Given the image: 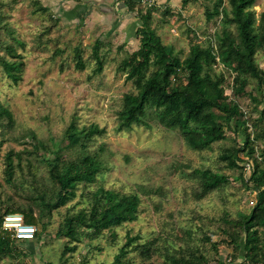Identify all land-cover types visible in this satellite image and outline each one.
<instances>
[{
    "label": "rangeland",
    "instance_id": "374dc122",
    "mask_svg": "<svg viewBox=\"0 0 264 264\" xmlns=\"http://www.w3.org/2000/svg\"><path fill=\"white\" fill-rule=\"evenodd\" d=\"M82 1L0 0V55H7L6 46L11 45L23 62L16 83L6 76L0 63V104L13 116L12 122L0 117V214L10 205L32 206L38 213L37 196L41 193L48 198L51 186L42 156L51 157L54 145L62 147L65 154L72 152L65 147L64 139V130L72 117H76L79 126L95 123L106 130L88 146L99 153L103 163L96 180L79 184L73 199L44 213L41 221L44 224L37 225L39 238L14 240L9 252L0 257V264L108 263L127 233L139 235V242H152L153 255L145 259L146 264H165L163 255L183 246L203 254L210 264L220 256L226 264H248L243 250L230 245L221 229L222 218L236 219L255 202V193L235 179L239 170L221 158L223 150L243 144L241 128L233 131L224 125L225 138L201 151L191 149L177 131L152 121L147 127L133 125L131 129L118 131L117 114L122 97L126 92L136 91L118 66L138 48L135 29L141 21L134 12L135 19L129 23L121 17L118 22L114 17L82 20V13L88 8ZM211 4L210 0H187L183 4L181 0H157L153 7H148L155 9L151 25L163 43L171 45L183 59L193 43L211 46L223 28L221 16L206 17L205 10ZM224 5L228 8L227 0ZM252 9L258 18L264 10V0H255ZM229 29L235 33L232 25ZM96 40L102 43L99 54L103 68L95 74L92 51ZM76 49L84 61L83 69L75 66ZM255 60L264 70V48L257 51ZM216 71L225 76L228 99L245 111L243 118L233 119L230 126L233 128L236 123L241 126L245 119L251 138L256 130L264 132V119H258L264 108V87L259 89L251 81L245 92L234 94L231 70ZM252 96L261 102L255 105ZM254 120L258 124L250 127ZM30 132H35L43 142L37 153L31 155L24 150L32 149ZM255 148L264 160V134L255 139ZM11 150L21 153V158L13 156L15 170L7 181L5 155ZM238 158L241 164L244 153L240 152ZM195 168L224 173L229 182L197 198L198 181L192 174ZM98 186L137 194L140 198L137 219L105 229L98 236L81 233L79 242L70 243L67 237L58 236L56 232L64 216L87 206L91 192ZM68 245L75 248L64 253ZM128 258L133 260L132 264L143 262L135 252H130Z\"/></svg>",
    "mask_w": 264,
    "mask_h": 264
},
{
    "label": "trees",
    "instance_id": "16d2710c",
    "mask_svg": "<svg viewBox=\"0 0 264 264\" xmlns=\"http://www.w3.org/2000/svg\"><path fill=\"white\" fill-rule=\"evenodd\" d=\"M124 1L128 11L134 12L141 22L135 29L139 40L138 48L127 54L118 66L119 70L125 72V79L132 82L136 91L124 93L122 106L117 114L116 129L128 130L133 125L147 127L152 121L177 131L191 149L201 151L225 138L224 125L233 131L241 128L243 144L227 148L225 152L223 150L221 158L227 160L229 166L239 170L235 179L238 178L244 187L255 193V202L248 212L240 213L236 219L222 218L224 226L221 229L230 245L236 250H243L248 264H264V160L260 159L255 148V139L264 132L256 130L251 138L245 119L241 126L238 123L233 128L230 126L233 119L243 118L245 111L228 99L224 86L225 76L216 71L221 68L231 70L234 94L245 92V87L251 81H255L259 89L264 87V70L258 67L255 60L257 51L264 48V10L256 18L252 9L255 0H227L228 8L224 5V0H210L212 4L205 10L206 17L211 19L221 16L223 28L217 33L211 46L204 47L193 43L188 55L181 59L171 45L163 43L152 27L154 8H145L139 0ZM186 1L181 0L182 4ZM167 11L169 9L163 13ZM229 25L233 26L235 33H232ZM101 44L100 40H96L92 51L96 64L95 74L100 73L103 68V58L99 54ZM6 53L8 57L6 54L0 55L2 70L16 83L20 80L23 66L21 55L11 45L6 46ZM75 55L76 68L83 69L85 64L79 49L75 50ZM252 100L255 105L261 102L256 96H252ZM0 117H6L9 122L13 121L11 111L2 104ZM258 119H264V108ZM257 124L254 120L250 127ZM105 132L104 127L95 123L79 126L76 117H72L64 130L65 147L72 152L65 154L62 147L54 145L51 157L42 156L51 186L48 188V198L41 193L37 196L38 213L32 206L25 208L10 205L0 214V257L9 252L14 240H26L17 239L12 231L2 229L3 216L9 213L22 214L26 224L35 226L34 238L38 239L40 232L37 225L41 223L43 214L65 205L76 196L79 184L94 182L102 172L103 163L99 153L88 146L95 137ZM29 136L33 142L32 149L24 150L30 155L36 154L43 142L35 132H30ZM240 152L245 157L241 164L238 161ZM14 155L21 158V153L13 150L5 155L7 181L14 174ZM245 161L252 165L249 176H246V170L244 172ZM192 174L198 181L197 198L229 182L228 175L209 168H195ZM139 208L140 198L137 194L121 193L98 186L91 192L87 206L64 216L62 226L56 233L58 236L67 237L70 243L79 242L81 233L89 237L98 236L105 229L137 219ZM140 238L137 234L127 233L113 260L103 264H132L133 260L128 258L130 252L138 253L142 264H146L145 259L148 260L153 255L152 242H139ZM74 248L75 246L68 245L64 253ZM163 257L165 264H210L203 254L184 246L169 250ZM214 260V264H226L221 256Z\"/></svg>",
    "mask_w": 264,
    "mask_h": 264
},
{
    "label": "crops",
    "instance_id": "0c3cea01",
    "mask_svg": "<svg viewBox=\"0 0 264 264\" xmlns=\"http://www.w3.org/2000/svg\"><path fill=\"white\" fill-rule=\"evenodd\" d=\"M82 2L87 3L88 6L87 10L82 13V20L86 17L89 19H101L99 17H102V19H104V17H114L118 22V17H121L124 22L129 23L135 19V14L132 11H128L124 0H83ZM106 2H109L110 4ZM87 18L86 20H89Z\"/></svg>",
    "mask_w": 264,
    "mask_h": 264
},
{
    "label": "built area",
    "instance_id": "2783aa9c",
    "mask_svg": "<svg viewBox=\"0 0 264 264\" xmlns=\"http://www.w3.org/2000/svg\"><path fill=\"white\" fill-rule=\"evenodd\" d=\"M140 3L148 8L157 3V0H139ZM218 59V58H217ZM247 170H251V163L246 162ZM1 227L4 230L12 231L17 239L31 240L35 236L36 228L33 224H26L20 213H9L3 216Z\"/></svg>",
    "mask_w": 264,
    "mask_h": 264
},
{
    "label": "water",
    "instance_id": "95a60500",
    "mask_svg": "<svg viewBox=\"0 0 264 264\" xmlns=\"http://www.w3.org/2000/svg\"><path fill=\"white\" fill-rule=\"evenodd\" d=\"M249 174H250V170H247L246 175L249 176Z\"/></svg>",
    "mask_w": 264,
    "mask_h": 264
}]
</instances>
